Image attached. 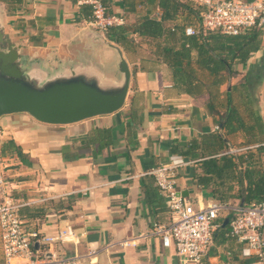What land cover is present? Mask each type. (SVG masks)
<instances>
[{"label":"crops","instance_id":"crops-1","mask_svg":"<svg viewBox=\"0 0 264 264\" xmlns=\"http://www.w3.org/2000/svg\"><path fill=\"white\" fill-rule=\"evenodd\" d=\"M105 1L125 23L103 33L90 25L91 8L79 0H21L13 13L0 0L5 31L23 45L24 61L33 68L48 70L58 64L63 70L84 64L119 80L118 47L131 69L126 102L115 112L69 124L42 122L27 112L0 117V172L6 190L24 202L19 213L26 228L55 236L71 225L78 235V243H37L36 248L59 254L95 249L81 264H264V251L247 250L246 242L228 235V224H222L243 203L245 163L225 180L209 179L206 187L197 181L202 160L213 156L252 152L256 168H264V149H258L264 145V41L236 65L240 74L221 87L232 90L233 104L247 123L260 122L263 131L252 138L243 130L222 128L209 106L210 94L183 91L156 40L140 35L145 17H162L159 0ZM201 8L195 1L180 7L164 26L192 25L198 31L203 27ZM246 80L249 87L243 85ZM220 97L227 101L226 94ZM10 140L14 145L7 144ZM174 155L184 159L175 180L187 202L207 206L218 200L213 188L228 197L224 203L230 208L220 214L221 225L200 262L181 256L170 234L156 232L157 223H172L173 213L150 171ZM127 240L130 244H123ZM4 262L0 229V264Z\"/></svg>","mask_w":264,"mask_h":264},{"label":"built area","instance_id":"built-area-1","mask_svg":"<svg viewBox=\"0 0 264 264\" xmlns=\"http://www.w3.org/2000/svg\"><path fill=\"white\" fill-rule=\"evenodd\" d=\"M201 6V23L206 29H218L228 34H239L252 26H264V0H194ZM91 8L89 23L100 32L125 23V17L109 10L105 0H79ZM188 35L197 29L188 25ZM184 164L180 156H172L150 171L155 182L168 198L173 213L170 225L156 224V232L170 234L178 253L194 262H200L212 243L213 233L220 223L218 218L228 204L214 200L207 206L195 208L181 197L176 188L175 170ZM6 179L0 172V229L5 262L2 264H81L87 253L59 254L53 250L40 251L37 243H78V235L71 225L60 229L55 236H41L38 230H28L19 213L24 202L16 200L5 187ZM264 199L248 205L233 207L228 222V235L246 242L248 249L264 251ZM123 244H130L129 240Z\"/></svg>","mask_w":264,"mask_h":264},{"label":"trees","instance_id":"trees-1","mask_svg":"<svg viewBox=\"0 0 264 264\" xmlns=\"http://www.w3.org/2000/svg\"><path fill=\"white\" fill-rule=\"evenodd\" d=\"M3 1L8 2L10 13H13L21 2V0ZM192 1L159 0L164 11L162 17L160 19L145 17L138 32L140 35L156 40L157 48L160 50L159 54L171 65L174 81L180 85L183 91L192 95L210 94L209 106L219 117L218 123L222 128H226L228 131L243 130L248 136L255 138L258 134L257 131H263L260 122L247 123L240 115L236 105L233 104L232 90L223 91L221 87L240 74L236 68L237 64L246 62L252 53L262 48L264 26H252L239 34H228L218 29L200 27L194 35L186 34L185 25L164 26V20L172 18L180 7L187 6L189 8L192 6L194 2ZM119 37L126 38V35L119 34ZM243 85L249 87L250 82L246 80ZM221 94H226L227 101L220 97ZM219 139L225 142L222 136H219ZM7 144L14 145L11 140ZM15 148L19 150L18 147ZM258 149L263 150L264 145H260ZM242 163H245L243 176L246 177L247 183L241 188L240 196L243 202L241 205L260 202L264 199V168H261V171L256 168L257 157L252 152L246 156L223 155L204 158L201 162L203 172L197 176V181L206 187L209 179L211 182L219 178L225 180ZM241 181L243 182V180ZM212 193L218 200L228 201L223 190L213 188ZM231 213L232 211H230Z\"/></svg>","mask_w":264,"mask_h":264},{"label":"water","instance_id":"water-1","mask_svg":"<svg viewBox=\"0 0 264 264\" xmlns=\"http://www.w3.org/2000/svg\"><path fill=\"white\" fill-rule=\"evenodd\" d=\"M22 48L0 20V117L27 112L42 122L69 124L124 106L131 69L120 48L119 80L84 64L63 70H58V64L48 70L33 68L24 61ZM228 222L226 218L224 225Z\"/></svg>","mask_w":264,"mask_h":264},{"label":"rangeland","instance_id":"rangeland-1","mask_svg":"<svg viewBox=\"0 0 264 264\" xmlns=\"http://www.w3.org/2000/svg\"><path fill=\"white\" fill-rule=\"evenodd\" d=\"M256 90H257L256 87H255V89H254V87H253V94L251 93V94H252V97H253L254 95H256ZM10 194H11V193H10Z\"/></svg>","mask_w":264,"mask_h":264}]
</instances>
